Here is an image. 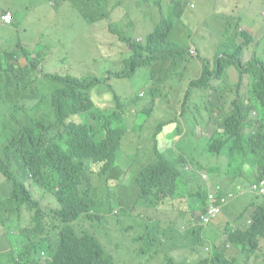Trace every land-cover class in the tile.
<instances>
[{"label": "trees", "instance_id": "1", "mask_svg": "<svg viewBox=\"0 0 264 264\" xmlns=\"http://www.w3.org/2000/svg\"><path fill=\"white\" fill-rule=\"evenodd\" d=\"M66 1L77 10L71 0ZM133 1L123 18L130 17L131 12L137 7L142 8L150 0ZM92 3L108 8L106 0H92ZM184 3L183 0H171L174 10L171 16L160 12L153 29L144 38L138 39L133 36V31L132 35L127 32L122 20L110 22L109 32L124 43L130 56L122 69H108L105 80L92 75L44 73L43 55L34 51L19 53L22 45L16 47L18 49L1 52L0 133L6 127L10 131L2 144L3 156H0V173L10 184L4 196L12 203L6 210V216L19 217L25 209L31 215V224L17 227L16 233L6 227L16 239H6V243L0 245V264L140 263L139 253H143L145 247L139 246L138 242L149 246L155 243L151 239L154 227L149 228L146 222L156 219L163 211L179 208L187 201L179 192L186 183L193 186L192 178L198 174L196 168L208 173L213 171V164L199 166L195 163V168L192 167L190 164H194V160L177 152L172 145L161 148L157 137L166 122L157 120L150 134L154 158L134 176V204L149 208V211H137L138 219L125 223L121 213L126 206L121 205L116 194L107 188L106 173L115 162L120 148L123 151L125 133L124 126L112 125L111 118L121 117L128 102V96H123L126 89H120L118 83L110 79L131 78L141 68H151L155 80H151L147 87L151 96L148 106L154 105L160 85L165 80L176 83L182 79L183 74L178 67L186 69L181 63L189 52L187 47L173 40L171 33L175 26L174 16L180 15ZM261 6L264 10V0H261ZM107 15H110L109 9ZM224 18L225 28L212 58L203 57L200 47H195L200 72L197 76L186 77V87L176 100L178 111L171 119L175 126L168 135L171 138L180 136L184 122L190 123L200 133L207 125L214 126L204 146L205 153L225 158L221 162H227L228 166L238 165V159L241 164L249 162L255 172L253 181L257 182L264 179V58L258 55L264 39V21L259 24L258 21L248 20L245 24L248 28L244 26L241 29L239 18L235 19L230 14ZM215 34L219 36V32ZM35 54L36 62L29 57ZM21 58L25 60L22 63L19 62ZM100 85L111 94L114 101L112 107L101 109L96 106L92 93ZM26 92L39 97L49 94L48 106L44 108L36 103L26 108L21 104V95ZM145 93H135L133 101L142 98ZM160 95L166 98L170 92ZM188 113L192 116L189 117ZM73 115L97 120L99 125L96 127L84 120L74 121L70 118ZM200 117L203 121L199 120ZM96 133L100 137H96ZM133 149L137 151L131 147L124 156L127 157ZM16 163L27 170L29 182H24L14 171ZM240 168L241 165H238L239 173L242 171ZM122 172L118 169L113 176L120 177ZM233 179L217 177L212 180L211 186L218 194L227 195L235 190ZM230 182H233L230 191L229 188L226 192L221 190V186L228 187ZM239 183L245 184L244 180ZM33 185L46 191L52 202H44V196L40 200L31 189ZM195 186H198L197 189L191 193L192 211H196L207 196V190L199 182ZM109 199L116 200L117 207L106 205L104 208ZM134 211L135 208H132L131 212ZM218 212L230 213L236 219L243 216L241 211L229 204H221ZM251 219L232 227L225 218L224 223L219 225L221 234L210 240L208 255L193 262L176 261L168 256L166 264H248V259L252 258L256 259L253 264H264V208L257 207ZM197 220L199 216L195 217ZM88 221L116 230L121 235L119 244L128 247L127 254L132 261L120 262L123 257L119 258L112 248L116 240H112L111 245L97 231L102 244L96 231L93 232L97 237L85 230ZM186 227L181 225L180 230L174 231L178 234L190 233L194 245L192 249L197 252V246L203 244L204 226L196 223L183 231L182 228ZM173 228L168 230L172 232ZM156 232L164 234V230ZM51 235H56V242L48 243L49 249L54 248L50 251L51 255H46L43 261L36 259L37 243ZM226 244L229 245L228 250ZM225 251L237 253L239 257Z\"/></svg>", "mask_w": 264, "mask_h": 264}, {"label": "rangeland", "instance_id": "2", "mask_svg": "<svg viewBox=\"0 0 264 264\" xmlns=\"http://www.w3.org/2000/svg\"><path fill=\"white\" fill-rule=\"evenodd\" d=\"M106 1L108 8L96 6L92 3V0H71L77 11L66 0H0V15L6 11V8H9L15 10V14L21 17V24L18 28L10 30L0 29V52L18 49L16 44L21 41L23 50H32L43 55L42 72L44 73L92 75L105 80L108 76V69H122L125 66V60L130 56V51L124 43L109 32L110 22L122 20L123 24L126 25L127 32L132 35L133 31V36L140 39L144 38L153 29L160 12L164 16H171L174 11L171 0H150L142 8L137 7L134 12H131L130 17L123 18L122 15L128 11V7L134 1ZM183 1L185 3L180 15L174 16L175 26L171 37L178 45L187 47L189 55H186L185 61L181 63L186 66V69H183L182 66L178 67V70L183 74L181 80L176 83L172 80H165L164 84L160 85L152 112L147 114L142 111L151 100L149 92L147 93V87L152 83L151 80H155L151 68H141L138 71L139 73L137 72L131 78L111 77L110 79L115 80L114 83H118L120 89H126L123 92V96H128V102L127 108L121 114L122 118L120 115L111 118L112 125L124 126L125 133L122 139L123 151L121 152L120 148L115 162L106 173L108 178L107 188L116 194L121 205L126 206L124 212L121 213V219L125 223L135 222L139 217L137 211H142L143 213L149 211V208H141L134 204V198L136 197L134 176L140 168L154 158L150 134L157 120L166 122L162 132L157 137L161 148L172 145L177 152L194 160V164H190L192 167L195 168V163L199 166L213 164V171L208 173L206 170L196 168L198 174L192 178L193 186L190 187L186 183L182 187L181 192H179L187 201H184L179 208L167 212L163 211L156 219L151 218L150 222H146L149 228L154 227L151 239L155 240V243L149 246L138 242L139 246L145 247V251L139 253L142 261L140 263L130 262L129 264H166L168 256H171L176 261L193 262L198 257L208 255L211 247L210 235L219 233L221 227L219 225L224 223V219L228 216L225 212L219 213L211 223L204 225V231L208 235L202 234L203 244L197 246V252L192 249L194 245H192L190 233L182 232L178 234L174 231L180 230L181 225L187 226L182 228L184 231L198 223V220L195 221V217L199 216L200 213L190 209V206L194 205L191 193L198 187L195 186L196 182H199L209 193L208 189L210 188L211 191L216 192L211 183L217 177L224 180L232 178H234L233 180L250 179L252 177L249 170L250 167L245 166L239 173L236 163L228 166L221 162L225 158H218L205 153L204 146L208 137L212 134L214 126L207 125L200 133L199 131L196 132L190 123L184 122L180 136L171 138L168 134L175 126L171 119L174 117L175 111H178L176 100L181 97L186 87V77L188 75L197 76L200 72L196 45L200 47L203 57L211 59L225 28L224 16L227 14L233 15L235 19H240V23H244L246 20L264 21V10L261 6V0ZM108 9L110 12L109 16L107 15ZM167 10H171V12L169 13ZM216 32H219L218 37L215 34ZM258 55L264 58V39L260 45ZM36 56L35 54L29 57L36 62ZM60 58L63 60L61 61ZM23 61H25L23 58L19 60L20 63ZM167 92H170V95L166 98L160 95V93L166 94ZM135 93H145V95L133 101ZM193 93L195 95L194 91ZM92 97L96 106L101 109L114 105L111 94L107 93V89L103 85L93 90ZM21 103L26 108L36 103L46 108L49 104V94L45 97H39L32 92L22 93ZM187 115L189 117L192 116L190 113ZM70 118L74 121H87L96 127L99 125L97 120H90L89 117L85 118L83 115H73ZM199 120L203 121V118L200 117ZM9 132L8 127H6L0 133V156H3L2 144L6 142ZM96 137H100V134L96 133ZM131 147L136 148L137 151L133 149L127 157L124 156L125 152L129 151ZM118 169H122V175L120 177L113 176V172L118 171ZM14 171L24 182L30 181L29 173L22 164L21 166L17 163L14 164ZM200 177L202 180H200ZM94 181L95 183L97 181L95 176ZM9 187L10 184L0 173V245H4L6 239H16L13 234L7 231L6 227L9 226L12 233H16L18 231L17 227H25L31 224V215L25 209L22 210L19 217L15 215L6 216V210L12 205L10 201H6L4 196ZM220 188L225 192L229 188L230 191L233 188V182H230L228 187L226 185ZM31 189L40 200L44 196V202H52V197L46 194V191L40 186L33 185ZM252 201L264 203V198L262 196L255 198L254 193L248 191L246 196L240 200L239 209L242 210L243 206H250ZM117 203L116 200L109 199L104 204V208L106 205L117 207ZM132 208H135L134 212H131ZM243 215L247 217L246 213H243ZM4 220V224H1ZM87 226L85 230L94 235L93 231H96L102 244L103 240L97 231L102 233L111 245L112 240H116L112 248L119 258L123 257L120 262L132 261L127 254L129 252L128 247L119 244L121 235L116 230H108L104 226H98L96 221H88ZM173 226V231L170 232L168 228ZM161 230H164V234L156 232ZM55 242L56 235H51L47 239L39 241L36 247V259L46 256L49 251H53L54 248H48V243L53 244ZM181 245H185V247L181 248ZM262 249L263 244L260 251ZM225 252L239 257L237 253ZM255 260V258L248 259L247 263L253 264Z\"/></svg>", "mask_w": 264, "mask_h": 264}, {"label": "clouds", "instance_id": "3", "mask_svg": "<svg viewBox=\"0 0 264 264\" xmlns=\"http://www.w3.org/2000/svg\"><path fill=\"white\" fill-rule=\"evenodd\" d=\"M191 6H192V4H191ZM7 13H9L10 15H11V20L9 21V22H6L4 19H3V15L4 14H7ZM263 13H264V11H263ZM15 13H12L11 11H9V10H6V11H4L1 15H0V29L1 30H10V29H14V28H17L18 26H12V23H13V19H14V15ZM248 22V20H246L244 23L242 22V24H241V29L245 26V24ZM258 23L259 24H261L262 23V21H258ZM5 26H10V27H5ZM19 45H22V43H21V41H18V43L16 44V47H18ZM30 52V51H32V50H23V49H21V50H18V52L19 53H22V52ZM192 50H190V52H191ZM191 53H193V51L191 52ZM0 54H1V52H0ZM155 101H156V98H155ZM155 101H154V105L153 106H148V107H145V108H143V112L144 113H150V112H152V110L154 109V107H155ZM22 104V103H21ZM23 105V104H22ZM24 108V107H23ZM22 108V109H23ZM22 109H20V111H22ZM0 121H1V117H0ZM243 164H249L252 168H253V166L249 163V162H242V164H241V161H240V159H238V165L240 166L241 165V168L243 167ZM240 168V169H241ZM254 169V168H253ZM255 173V172H254ZM254 180V179H253ZM251 181V182H247V181H245L244 180V182H245V184L244 185H241L240 183H239V181H241V180H234L235 181V183H236V187H235V190H232V191H230L227 195H224V194H218V193H216L215 191H211V188L210 189H208L210 192L208 193L207 192V196H206V199H205V202L202 204V205H200L198 208H200V209H197L196 211L197 212H199L200 214H199V220H198V224L200 225V226H204V225H207V224H209V223H211L217 216H218V214H219V212L215 215V217H213L209 222H204V220H203V217L207 214V207L210 205V204H214V205H217V206H220L221 204H232V206L235 208V209H237V210H239V211H241L240 209H239V206H236V205H239V204H236L237 202H238V200H237V197H239L240 195H242L243 193H245V188H247V192L248 191H251V192H253L254 193V197H259V196H262L263 198H264V194H261V193H259V192H257L256 190H254V188H253V185H258V184H260V182H262V181H264V179H261V180H259V181H257V182H254V181ZM206 190V189H205ZM210 193H213L214 195H215V198H210L209 197V194ZM221 198H224V201H221ZM259 206H261V207H263L264 208V203H251V205L250 206H247V207H245L244 208V210H243V213H246L247 214V217H245L244 215L239 219L240 220V224H233V220L231 219L232 217H233V215L232 214H230V213H226L228 216H227V220H228V222L231 224V226L232 227H236V226H240V225H242L243 223H244V221L246 220L247 222H249L250 220H252L251 219V215L254 213V211L257 209V207H259ZM198 210H200V211H198ZM242 212V211H241ZM204 233L206 234V232L204 231ZM221 233H218L217 235H211V237H210V240L211 239H213V238H217L219 235H220ZM206 236H207V234H206ZM225 247H226V250H228L229 249V245L228 244H226L225 245ZM48 254H50L51 255V253H50V251L48 252ZM47 254V255H48ZM42 255H44V254H42ZM45 257L46 256H43L42 258H39L41 261H43V259H45Z\"/></svg>", "mask_w": 264, "mask_h": 264}, {"label": "built area", "instance_id": "4", "mask_svg": "<svg viewBox=\"0 0 264 264\" xmlns=\"http://www.w3.org/2000/svg\"><path fill=\"white\" fill-rule=\"evenodd\" d=\"M3 19L6 22H9L11 20V15L9 13L3 15ZM192 52V51H191ZM254 190L257 192L264 194V181L260 182L258 185H253ZM210 198H215V195L213 193L209 194ZM221 201H224V198H221ZM219 211V206L210 204L207 207V214L203 217L204 222H209Z\"/></svg>", "mask_w": 264, "mask_h": 264}, {"label": "crops", "instance_id": "5", "mask_svg": "<svg viewBox=\"0 0 264 264\" xmlns=\"http://www.w3.org/2000/svg\"><path fill=\"white\" fill-rule=\"evenodd\" d=\"M6 10H9V11H11L12 13H15V10H13V9L6 8ZM13 16H14V19H13L12 26H14V27H15V26H18V27H19L20 24H21V17H20L19 15H16V14H14ZM5 27H10V26H5ZM18 27H17V28H18ZM245 28H248V27L245 26ZM224 164H227V162L224 163ZM245 166L250 167L249 170H250V172H251V174H252V177H251L250 179H237V180H245V181H247V182H248V181L251 182V181L255 178L254 169H253L249 164H243V167L241 168V170H243V168H244ZM247 188H248V187H247ZM247 188L244 189V190H245V193H243L242 195H240L239 197H237L238 202H237L236 204H239V203H240V200L246 196ZM229 205L232 206V204H229ZM236 206H239V205H236ZM245 207H246V206H243V207H242V210H241L242 213H243V210H244ZM231 219L233 220V224H235V225H236V224H240V220H239V219H236L235 216H233Z\"/></svg>", "mask_w": 264, "mask_h": 264}]
</instances>
